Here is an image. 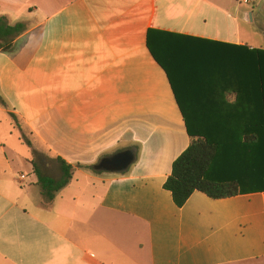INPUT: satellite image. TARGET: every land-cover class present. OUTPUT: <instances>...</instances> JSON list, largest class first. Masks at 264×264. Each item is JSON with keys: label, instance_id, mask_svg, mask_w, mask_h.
<instances>
[{"label": "crops", "instance_id": "obj_1", "mask_svg": "<svg viewBox=\"0 0 264 264\" xmlns=\"http://www.w3.org/2000/svg\"><path fill=\"white\" fill-rule=\"evenodd\" d=\"M259 1L0 0L24 26L0 50V264H264V191L179 208L164 188L187 120L259 107L257 87L209 66L257 49L242 26ZM126 152V171L98 168ZM58 159L74 176L46 202L36 170L59 179Z\"/></svg>", "mask_w": 264, "mask_h": 264}, {"label": "trees", "instance_id": "obj_2", "mask_svg": "<svg viewBox=\"0 0 264 264\" xmlns=\"http://www.w3.org/2000/svg\"><path fill=\"white\" fill-rule=\"evenodd\" d=\"M23 30V25L10 26L4 18H0V50H4L11 38ZM151 49L157 62L172 77L173 72L167 63L156 55L152 46ZM212 53L224 54L218 50ZM230 55V58H210V69L215 71L216 77L220 75V85L227 84L229 72L233 77L234 71H237V85H251L261 91V94L255 95L259 107L254 105L251 109L226 108L219 111L225 118L224 121L230 122L228 124L192 125L191 121L187 120L190 146L173 163L172 173L164 185L179 208H182L196 191L214 200L264 191V49L244 47L239 48L237 52H231ZM244 71L247 72L246 78ZM231 81L233 82V78ZM58 161L62 174L59 179L36 170L38 186L46 202H52L56 194L64 189L74 176V167L62 159ZM79 167L91 170L95 168L83 165ZM251 186L257 188H249Z\"/></svg>", "mask_w": 264, "mask_h": 264}, {"label": "rangeland", "instance_id": "obj_3", "mask_svg": "<svg viewBox=\"0 0 264 264\" xmlns=\"http://www.w3.org/2000/svg\"><path fill=\"white\" fill-rule=\"evenodd\" d=\"M257 11H258V14L260 16L259 22L255 23L253 25H248V24L243 25L242 26V33L244 36H247V37L248 36L249 37L254 36L255 40L258 41L259 44L256 45L255 41L252 38L249 39L250 40L249 44L253 45L257 48H260V46H262L261 44H264V38H262V35L264 33V0L259 1ZM54 173L55 172H53V174H51V176H56Z\"/></svg>", "mask_w": 264, "mask_h": 264}, {"label": "water", "instance_id": "obj_4", "mask_svg": "<svg viewBox=\"0 0 264 264\" xmlns=\"http://www.w3.org/2000/svg\"><path fill=\"white\" fill-rule=\"evenodd\" d=\"M133 161V153L126 152L123 154H120L112 159H106L104 160L100 165V170H109V171H118V172H124L128 169L130 164Z\"/></svg>", "mask_w": 264, "mask_h": 264}, {"label": "built area", "instance_id": "obj_5", "mask_svg": "<svg viewBox=\"0 0 264 264\" xmlns=\"http://www.w3.org/2000/svg\"><path fill=\"white\" fill-rule=\"evenodd\" d=\"M243 5H252L258 0H238ZM25 176H22V179H25Z\"/></svg>", "mask_w": 264, "mask_h": 264}, {"label": "flooded vegetation", "instance_id": "obj_6", "mask_svg": "<svg viewBox=\"0 0 264 264\" xmlns=\"http://www.w3.org/2000/svg\"><path fill=\"white\" fill-rule=\"evenodd\" d=\"M110 159H112V158H110Z\"/></svg>", "mask_w": 264, "mask_h": 264}]
</instances>
